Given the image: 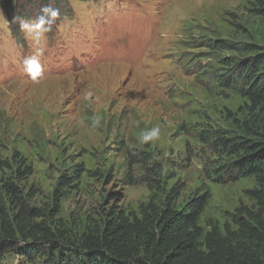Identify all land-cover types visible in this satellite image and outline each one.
I'll use <instances>...</instances> for the list:
<instances>
[{
  "label": "rangeland",
  "instance_id": "obj_1",
  "mask_svg": "<svg viewBox=\"0 0 264 264\" xmlns=\"http://www.w3.org/2000/svg\"><path fill=\"white\" fill-rule=\"evenodd\" d=\"M18 2V1H17ZM0 6V174L19 153L31 174L19 183L36 206L58 205L56 220L73 237L101 230L116 212L139 214L151 195L178 182L182 207L208 191L199 224L238 230L239 211L260 213L247 190L254 177L218 174L227 154L209 141L215 132L243 135L259 108L238 87L219 82L217 40L264 48V5L257 0H54L52 30L37 38L35 22L47 0ZM33 81L24 61L36 53ZM100 115L94 127L91 117ZM160 136L142 143L143 130ZM160 170L147 181L149 169ZM81 169L79 173L75 172ZM70 176L68 186L61 185ZM58 188V191L56 189ZM58 194V196H57ZM0 264H41L18 253Z\"/></svg>",
  "mask_w": 264,
  "mask_h": 264
},
{
  "label": "trees",
  "instance_id": "obj_2",
  "mask_svg": "<svg viewBox=\"0 0 264 264\" xmlns=\"http://www.w3.org/2000/svg\"><path fill=\"white\" fill-rule=\"evenodd\" d=\"M15 1L21 4L23 0ZM257 1L264 5V0ZM0 6L9 12L13 0H0ZM212 46L248 53L223 57L217 77L222 85L246 93L259 108V119L246 124L243 135L215 132L209 141L217 152L230 156L220 165V176L230 181L256 179L257 185L247 194L258 202L261 212L239 211L237 231L228 227L223 232L214 226L205 233L199 219L210 192L190 197L179 208L177 200L184 184L178 182L170 189L162 188L161 196L153 193L140 206L139 214L116 212L101 230L73 237L55 219L57 204L48 209L31 202L19 183L32 173L31 166L16 153L11 174H0V262L6 254L18 253L41 264H264V48L256 44L238 47L222 40L212 42ZM4 166L0 160V171ZM157 174L159 169H149L151 190L156 187L151 181H157L153 177ZM70 179L65 175L60 184L68 186Z\"/></svg>",
  "mask_w": 264,
  "mask_h": 264
},
{
  "label": "clouds",
  "instance_id": "obj_3",
  "mask_svg": "<svg viewBox=\"0 0 264 264\" xmlns=\"http://www.w3.org/2000/svg\"><path fill=\"white\" fill-rule=\"evenodd\" d=\"M54 0H47V3L42 7L40 15L35 22H30L24 19H20V26L22 30H26L31 33L36 30L37 38L43 33L52 30V26L55 24L56 18L59 16V9L55 8ZM25 71L30 75L33 81H37L42 75V65L39 59V53L27 57L24 61ZM92 125L94 127L100 126L102 117L100 115H93L91 117ZM160 136L159 126H154L150 129L143 130L139 135V140L142 143L154 141Z\"/></svg>",
  "mask_w": 264,
  "mask_h": 264
}]
</instances>
